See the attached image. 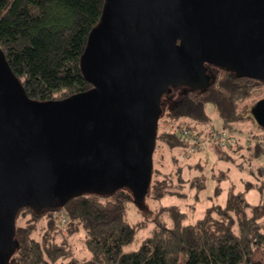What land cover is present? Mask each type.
Returning <instances> with one entry per match:
<instances>
[{
    "label": "water",
    "instance_id": "water-1",
    "mask_svg": "<svg viewBox=\"0 0 264 264\" xmlns=\"http://www.w3.org/2000/svg\"><path fill=\"white\" fill-rule=\"evenodd\" d=\"M80 65L91 89L36 101L0 47V264L21 207L120 187L143 202L170 86L205 87L208 65L264 80V0H106ZM251 113L264 129V98Z\"/></svg>",
    "mask_w": 264,
    "mask_h": 264
},
{
    "label": "trees",
    "instance_id": "trees-1",
    "mask_svg": "<svg viewBox=\"0 0 264 264\" xmlns=\"http://www.w3.org/2000/svg\"><path fill=\"white\" fill-rule=\"evenodd\" d=\"M105 1L0 0V47L29 98L62 100L93 87L81 70L80 60L90 33L101 19ZM208 67L212 77L205 87L171 85L164 93L157 140L171 147H185L183 139L170 128L179 125L201 136L214 135L203 127L211 120L207 103L215 105L227 130H236L235 124L249 117L246 103L255 93L264 92V80L240 77L222 66ZM162 125L166 128L163 132ZM263 155L261 147L253 154ZM256 172L255 181H246L245 190L256 188L260 193L258 203H250L246 191L230 189L225 205L208 206L201 218L188 224L183 223L185 213L174 208L173 226L160 225L138 249L130 251L124 246L134 241L138 225L126 217L127 202L135 200L127 187L105 194H79L60 207L26 205L17 214L15 237L19 246L11 262L264 264V163ZM152 182L146 197L183 195L172 189L167 178ZM62 216L67 218L64 227L60 225ZM80 229L85 230V245L92 258L78 263L70 257L68 236Z\"/></svg>",
    "mask_w": 264,
    "mask_h": 264
},
{
    "label": "rangeland",
    "instance_id": "rangeland-1",
    "mask_svg": "<svg viewBox=\"0 0 264 264\" xmlns=\"http://www.w3.org/2000/svg\"><path fill=\"white\" fill-rule=\"evenodd\" d=\"M262 98L264 92H257L246 103L250 108L247 111L249 117L237 122L236 130L228 129L237 136V140L226 147L210 144L183 158L184 146L171 147L164 140H157L152 180L155 182L167 178L172 189L181 191L183 195L165 193L160 198L145 197L143 202L129 200L126 204V217L129 222L137 224L138 229L134 241L124 246L125 251L138 249L144 239L160 225L173 226L174 208L185 213L184 224L193 223L204 215L208 206L225 205L230 189L246 191V181H255L256 171L264 163V155L256 157L253 154L257 147L264 148V129L253 120L250 111L252 104ZM206 112L211 119L203 125L207 132L227 130L213 103L206 104ZM164 128L162 125L160 131L163 132ZM199 178L202 180L195 183ZM246 198L256 204L260 200V193L256 188L248 189ZM85 237L84 229L68 236L70 257L75 262L92 258L85 245ZM56 264H61V261Z\"/></svg>",
    "mask_w": 264,
    "mask_h": 264
},
{
    "label": "built area",
    "instance_id": "built-area-1",
    "mask_svg": "<svg viewBox=\"0 0 264 264\" xmlns=\"http://www.w3.org/2000/svg\"><path fill=\"white\" fill-rule=\"evenodd\" d=\"M170 128L172 132L179 135L186 144L185 147H183L185 149L182 153V157H186L210 144H217L226 147L230 143L237 140V136L227 130H223L221 132L215 133L212 136L206 137L198 135L196 132L192 131L185 125L171 126ZM66 221L67 218L65 216H62V222L65 223Z\"/></svg>",
    "mask_w": 264,
    "mask_h": 264
}]
</instances>
